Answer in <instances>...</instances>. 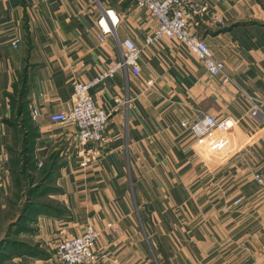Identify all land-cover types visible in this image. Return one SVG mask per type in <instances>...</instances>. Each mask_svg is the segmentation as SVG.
Wrapping results in <instances>:
<instances>
[{
	"label": "crops",
	"instance_id": "obj_1",
	"mask_svg": "<svg viewBox=\"0 0 264 264\" xmlns=\"http://www.w3.org/2000/svg\"><path fill=\"white\" fill-rule=\"evenodd\" d=\"M98 1L118 19L114 36L99 39L96 0H0V196L14 193L21 158L34 172L47 165L60 205L27 217L18 264H52L57 242L87 223L99 258L81 264H264V183L254 178L264 171V0H202L190 27L229 82L163 38L144 47L138 74L120 68L93 84L110 116L105 141L87 145L81 165L76 125L48 115L70 107L73 80L121 59L118 42L141 46L157 23L135 0ZM204 114L237 119L225 151L210 148L219 133L197 140L181 126Z\"/></svg>",
	"mask_w": 264,
	"mask_h": 264
},
{
	"label": "built area",
	"instance_id": "obj_2",
	"mask_svg": "<svg viewBox=\"0 0 264 264\" xmlns=\"http://www.w3.org/2000/svg\"><path fill=\"white\" fill-rule=\"evenodd\" d=\"M101 7V15L97 23L101 30L99 39L104 35L114 36V28L118 22L112 9ZM137 7L145 8L157 23L151 32L143 39L141 46L137 45L130 38H125L118 42L121 50V59L97 73L95 77L87 81L73 80V98L68 109L50 113L48 118L52 122H73L76 125L74 146L78 148L79 155L82 156L81 165L85 164L87 156L85 148L87 145H100L106 139L105 132L110 112L99 107L92 99L89 88L112 75L120 68H129L134 74L139 73L140 59L144 47L150 44L159 43L163 38L172 39L183 45L197 59H199L207 73L212 77L220 76L222 82H229L230 78L224 73V63L214 57L210 52L207 43L190 30L191 25L205 12L206 7L202 0H135ZM109 18L110 25L104 19ZM218 23L222 21L216 19ZM20 42V36L16 35L11 40V46L16 48ZM146 85L153 83V79H147ZM251 106L246 111L249 115H254L259 110L258 98H251ZM36 110L32 115L36 116ZM237 119L232 117H216L204 114L201 118L191 122L182 121L181 126L190 130L197 140L210 137L213 133H219V137L211 144L212 151H225L229 145L227 133L236 125ZM2 155L0 154V189L2 183ZM39 161L38 165L41 166ZM258 184L264 183V171L254 174ZM239 201V200H237ZM97 253V232L91 223H87L83 231L79 234L61 238L56 245L52 264H81L94 263L98 260Z\"/></svg>",
	"mask_w": 264,
	"mask_h": 264
},
{
	"label": "rangeland",
	"instance_id": "obj_3",
	"mask_svg": "<svg viewBox=\"0 0 264 264\" xmlns=\"http://www.w3.org/2000/svg\"><path fill=\"white\" fill-rule=\"evenodd\" d=\"M21 158L14 163L13 173L16 179L14 193L10 197L0 196V264H18L15 259L18 254L17 240L20 239L19 230L30 217V213L57 210L60 205L55 198L57 192L53 185V177L47 165L37 172L23 166ZM47 178L45 181L43 179ZM53 194V197H52ZM27 208L28 214L19 219L20 214ZM20 224L12 225L15 221ZM18 221V222H19Z\"/></svg>",
	"mask_w": 264,
	"mask_h": 264
}]
</instances>
